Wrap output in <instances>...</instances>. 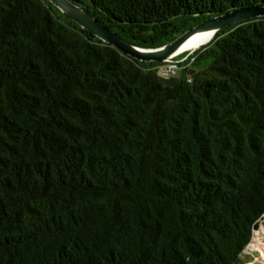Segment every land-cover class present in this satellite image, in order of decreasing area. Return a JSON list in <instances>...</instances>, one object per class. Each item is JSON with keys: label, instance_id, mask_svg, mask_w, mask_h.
<instances>
[{"label": "trees", "instance_id": "trees-1", "mask_svg": "<svg viewBox=\"0 0 264 264\" xmlns=\"http://www.w3.org/2000/svg\"><path fill=\"white\" fill-rule=\"evenodd\" d=\"M71 1L143 49L264 6ZM181 60L164 77L47 0H0V264L240 262L264 218V18Z\"/></svg>", "mask_w": 264, "mask_h": 264}, {"label": "water", "instance_id": "water-1", "mask_svg": "<svg viewBox=\"0 0 264 264\" xmlns=\"http://www.w3.org/2000/svg\"><path fill=\"white\" fill-rule=\"evenodd\" d=\"M47 1L56 7L67 19L76 23L80 28L93 34L102 42L114 46L124 55L143 63L156 62L159 64H166L171 62L175 56L179 55L184 45L197 34H211V42L214 36L222 29L253 19L264 18V6L237 9L203 22L184 33L174 42L165 46L156 49H143L126 42L119 36V34L109 29L88 11L77 6L71 0ZM193 52L195 51H192V53Z\"/></svg>", "mask_w": 264, "mask_h": 264}, {"label": "rangeland", "instance_id": "rangeland-1", "mask_svg": "<svg viewBox=\"0 0 264 264\" xmlns=\"http://www.w3.org/2000/svg\"><path fill=\"white\" fill-rule=\"evenodd\" d=\"M211 40V39H210ZM210 42V41H209ZM208 42V43H209ZM207 43V44H208ZM206 45V44H205ZM202 48V47H201ZM200 49V48H199ZM197 51V50H196ZM195 51V52H196ZM186 53V52H184ZM188 55H191L192 52L191 51H187ZM194 53V52H193ZM183 53H180L179 55H181ZM179 55L175 56L178 57ZM174 58V59H175ZM185 60V59H184ZM184 60H181V61H175L178 65H180L182 62H184ZM175 63V65H176ZM258 231L259 232V235H257V239L260 240V242H263L264 243V218L261 219L258 223V226L256 229H254L253 231V236H252V240L250 242V245L245 249L243 255L241 256L240 258V262L238 264H264V258H262L261 254L259 251L257 250H253L252 249V241H253V238H254V235H255V232ZM262 238V239H261Z\"/></svg>", "mask_w": 264, "mask_h": 264}, {"label": "bare ground", "instance_id": "bare-ground-1", "mask_svg": "<svg viewBox=\"0 0 264 264\" xmlns=\"http://www.w3.org/2000/svg\"><path fill=\"white\" fill-rule=\"evenodd\" d=\"M211 39V34H207V33H202V34H197L194 37H192L185 45L184 47L181 49V53L184 52H189V51H196L199 48L205 46V44H207ZM257 235H259V232L256 231L253 241H252V249L253 250H257L260 252L262 258H264V243L260 242L259 239H257ZM262 239V238H261Z\"/></svg>", "mask_w": 264, "mask_h": 264}, {"label": "built area", "instance_id": "built-area-1", "mask_svg": "<svg viewBox=\"0 0 264 264\" xmlns=\"http://www.w3.org/2000/svg\"><path fill=\"white\" fill-rule=\"evenodd\" d=\"M175 61L174 59L171 62H168L165 64V66L163 67V76L164 77H169L171 75H174L176 73V70L178 68V64L176 63L175 65Z\"/></svg>", "mask_w": 264, "mask_h": 264}]
</instances>
